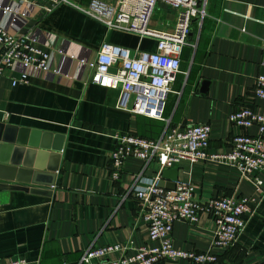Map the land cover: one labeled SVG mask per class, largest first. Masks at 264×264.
<instances>
[{
	"label": "crops",
	"instance_id": "obj_1",
	"mask_svg": "<svg viewBox=\"0 0 264 264\" xmlns=\"http://www.w3.org/2000/svg\"><path fill=\"white\" fill-rule=\"evenodd\" d=\"M71 1L87 8L92 0ZM49 4L50 0H0V26L15 35L41 30L56 69L16 85L13 80L18 72L7 69L0 78V123L27 134L28 140L39 135V145L47 137L52 146H63L53 186H46L52 180L47 174L35 176L31 171L21 175L33 176L37 183L29 185L51 190L50 195L39 190L0 188V259L81 264L82 254L90 246L132 242L128 250L132 253L136 247L155 245L132 184L133 175L140 172L154 179L160 165L128 157L121 178L113 180L110 154L116 147L115 134L133 132L157 138L166 123L130 111L121 89L93 81L88 62L95 59L104 42L129 48L134 55L136 50L155 51L157 40L108 28L69 4L46 12ZM206 12L202 24L197 20L192 23L181 54L182 72L164 112L171 125L209 123L210 151L223 153L231 149L233 137L240 132L259 134L257 126L241 129L233 125L230 116L241 106H252L264 114V99L254 95L255 79L264 75V0H207ZM175 20L176 12L160 2L151 26L170 31ZM38 148L32 164L38 162ZM49 161L50 156L45 165ZM173 168L178 169V181L195 185L196 199L246 197L253 209L245 230L231 247H212L215 222L207 212L200 214L196 225L184 220L174 223V246L211 249L218 256L217 264H264V193L235 166L183 160ZM255 175L264 183V172ZM157 264L191 263L179 259Z\"/></svg>",
	"mask_w": 264,
	"mask_h": 264
},
{
	"label": "built area",
	"instance_id": "obj_2",
	"mask_svg": "<svg viewBox=\"0 0 264 264\" xmlns=\"http://www.w3.org/2000/svg\"><path fill=\"white\" fill-rule=\"evenodd\" d=\"M160 2L176 12V20L170 31L151 26ZM61 4L75 6L108 28L157 40L155 51L136 50L134 55L129 48L104 42L88 66L92 72L96 68L92 77L94 82L121 89L127 97L125 104L130 111L166 123L157 138H147L133 132L115 134L117 143L110 154L113 180L121 178L128 157L139 158L145 164L155 161L160 165L154 179L146 178L140 172L133 175L132 184L134 198L149 226V237L157 243L136 247L132 253H128L132 242L90 246L82 254L80 263L157 264L164 260L186 259L191 264H217L218 256L211 249L197 251L176 248L173 242L174 223L184 220L196 225L200 214L207 212L215 222L212 247L228 248L238 241L247 226V216L253 212L250 199L231 196L200 201L195 198V185L190 181H177L175 189L158 185L164 169L173 168L183 160H208L235 166L242 177L264 193V183L255 175L264 172V114L255 112L252 106H241L235 110L230 116L232 124L241 129L257 126L259 134L240 132L233 137L231 149L223 153L210 151L209 123L171 125L165 116L169 94L174 92V82L182 72L181 54L188 44L192 23L197 20L202 24L207 15V0H117L115 5L92 0L87 8L71 0H50L45 10L51 12ZM42 36L39 29L15 35L7 27L0 26V78L7 69H12L19 74L13 84H27L31 76L41 77L47 72H56L51 65L52 52L44 47ZM118 63L120 66L115 68ZM254 92L255 97L264 99V75L256 77ZM115 254L119 256L114 257ZM0 264H26V261L13 259L2 262L0 259Z\"/></svg>",
	"mask_w": 264,
	"mask_h": 264
},
{
	"label": "water",
	"instance_id": "obj_3",
	"mask_svg": "<svg viewBox=\"0 0 264 264\" xmlns=\"http://www.w3.org/2000/svg\"><path fill=\"white\" fill-rule=\"evenodd\" d=\"M96 73V68L92 72L93 77ZM18 129L9 125L0 123V188H20L31 191H44L51 194V190L39 189L36 186H31L29 183H37L36 180L31 178H22V173H32L37 176L44 173L51 177V182L46 186H53L56 173L59 171L61 151L63 146L54 143L52 146L51 139L44 137L42 144H38L40 136L28 140L27 134L23 132L18 133ZM39 134V133H38ZM30 141V142H29ZM29 145V146H27ZM28 147V148H27ZM40 147V148H38ZM35 148L41 149L38 152V162L32 164L34 154H37ZM48 153H51L49 155ZM50 156L48 165H45L47 157ZM24 159V160H23ZM7 172L11 176H7ZM35 172V173H34ZM15 181L18 183H10L6 181ZM178 181V169L169 168L164 169L159 179L158 185L167 189H175Z\"/></svg>",
	"mask_w": 264,
	"mask_h": 264
},
{
	"label": "trees",
	"instance_id": "obj_4",
	"mask_svg": "<svg viewBox=\"0 0 264 264\" xmlns=\"http://www.w3.org/2000/svg\"><path fill=\"white\" fill-rule=\"evenodd\" d=\"M191 31V30H190ZM189 38V37H188Z\"/></svg>",
	"mask_w": 264,
	"mask_h": 264
}]
</instances>
